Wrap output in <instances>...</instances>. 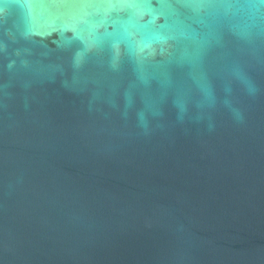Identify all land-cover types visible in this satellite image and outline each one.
Wrapping results in <instances>:
<instances>
[{
  "label": "water",
  "instance_id": "95a60500",
  "mask_svg": "<svg viewBox=\"0 0 264 264\" xmlns=\"http://www.w3.org/2000/svg\"><path fill=\"white\" fill-rule=\"evenodd\" d=\"M0 264H264V0H0Z\"/></svg>",
  "mask_w": 264,
  "mask_h": 264
}]
</instances>
